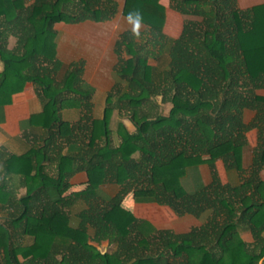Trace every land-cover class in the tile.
I'll list each match as a JSON object with an SVG mask.
<instances>
[{"label":"trees","instance_id":"obj_1","mask_svg":"<svg viewBox=\"0 0 264 264\" xmlns=\"http://www.w3.org/2000/svg\"><path fill=\"white\" fill-rule=\"evenodd\" d=\"M169 7L185 17L177 37L163 32L160 0L124 1L122 14L146 28L119 33L118 81L102 114L94 115L82 63L57 57L53 25L111 20L117 2L0 0V122L4 106L27 83L42 107L20 124L29 147L0 157L4 176L25 188L13 199L0 182V264H264V119H244L246 110L264 115L258 92L264 4L239 9L236 0H169ZM158 96L171 104L167 114L159 111ZM70 97L81 109L73 123L60 116ZM251 128L257 146L245 168ZM225 144L230 149L220 156L227 171L239 174L236 184L221 182L211 155ZM48 164L55 165L53 174ZM203 164L208 183L198 172ZM79 171L90 175V186L61 197ZM128 195L192 215L201 225L183 233L157 229L122 207ZM242 232L252 241L238 239ZM102 240L109 251L91 243Z\"/></svg>","mask_w":264,"mask_h":264},{"label":"crops","instance_id":"obj_2","mask_svg":"<svg viewBox=\"0 0 264 264\" xmlns=\"http://www.w3.org/2000/svg\"><path fill=\"white\" fill-rule=\"evenodd\" d=\"M115 1L118 4V12L111 20L103 22L86 20L78 23L57 22L53 25V28L56 30L57 57L64 64L81 62L83 68L82 78L93 88V98L96 99V94L100 93L99 97H97L98 99H94L95 101L93 102L92 110L94 115L102 114L106 95L112 91L115 83L118 81V77L114 71V66L117 61V55L114 52V45L119 33L126 29L133 32H141L146 28L143 24L139 22L137 23V21L127 18L122 14L125 0ZM165 1L167 5L164 4ZM160 2L165 7V28L167 27L170 36L177 37L181 30L179 33H175L178 25L174 19L178 16L181 17L182 15L169 7V0H160ZM236 4L239 9H247L264 4V0H236ZM172 16L174 17L173 20L171 19ZM114 21L117 24L116 27L112 28L107 25ZM105 24L108 27H105ZM110 80L112 82L111 86L104 87L103 85L108 84ZM41 109V103L34 92L32 84H25L20 92L13 94L9 104L4 106V119L0 122V147H6L7 143H9V154L23 153L30 144H27L28 141L23 137L20 124L28 119L31 114L40 112ZM247 112L252 111L246 110L244 112V117ZM60 113H70L71 115L77 116L81 114V109L74 99L70 97L67 105L61 107ZM112 115L116 116L117 110H114ZM125 125L127 126L126 123ZM127 128L129 129L128 126ZM1 160L2 159H0V161ZM47 166H49V164L45 166V169ZM215 166L218 171V161H215ZM263 170L264 167L262 171ZM198 172L204 183L210 181V170L207 165H200ZM228 175L229 177L231 176L229 183L236 184L239 182V174L235 171L230 170ZM235 177L237 181L235 180ZM9 180H12L10 186H14V189H22V194L25 193V188L20 185L18 178L9 176ZM90 183V175L87 172H76L68 179L66 187L61 193V197H67L78 190H85L90 186ZM102 188L110 194L115 190V187L111 185H102ZM121 205L129 210L136 218L147 220L157 229H171L177 233H183L187 232L192 227L201 225L200 220H196L193 221V225L189 229L184 228L182 230L177 228L172 225V223L174 224V221H176V224L179 222L178 224L181 225L182 222L179 221L180 217L191 218L192 216L188 214L178 216L170 207L154 202H135L132 195L125 197ZM91 243L96 245L100 251L101 249L99 246L104 243L110 249L107 240H102L99 243Z\"/></svg>","mask_w":264,"mask_h":264},{"label":"rangeland","instance_id":"obj_3","mask_svg":"<svg viewBox=\"0 0 264 264\" xmlns=\"http://www.w3.org/2000/svg\"><path fill=\"white\" fill-rule=\"evenodd\" d=\"M164 4L167 5L166 1H165ZM184 18H185L184 16H183V18H182V16L181 17L178 16L175 19H174L173 16L171 17V19L172 20L174 19L175 22L178 25L177 26V31L175 33H179L180 30L182 29L181 27H182L183 19ZM107 25L110 26V27H112V28L117 26V24H116L115 21L114 22H111V23H108ZM107 25L105 27H108ZM163 32L166 35H169V32L167 31V27L165 28V25L163 27ZM13 43H14V39L12 37L9 38V46L10 47L13 45ZM151 63H154V62L151 61ZM117 65H118V57H117V61H116V64H115L114 67L116 68ZM111 84H112V82L110 80V82L108 84H104L103 86L104 87H107V86H111ZM258 92L263 94L264 93V89H261ZM99 94L100 93L96 94L97 95L96 96V99L93 98V96H92V98H91L92 103L95 100L98 99L97 97H99ZM156 101L159 103V107H160L159 108V111L162 114H167L168 111H169V109H170L171 104L169 102H162L161 97H159V96L156 97ZM119 108L125 109L126 107H124L123 105H119ZM80 115L75 116V115H71L70 113H67V114L60 113L61 120L62 121H66L68 123H73L76 119H78V117H80ZM244 119H245V122L248 123V122H250L252 120H255V121H258V120H261V119L263 120L264 119V115H263V113L261 114L259 112L252 111V112H247L246 115H245V117H244ZM116 120H117V117L114 115L112 117L111 127H113V128L115 127ZM124 122L127 124V126L129 127V129L131 131L134 130V126L132 125V123L129 120H124ZM257 135H258V131H257L256 128H251V129H249V130H247L245 132V137H246L247 142L249 144L248 147L244 150V161L243 162H244L245 168H247L248 165L253 161V149L257 146ZM26 140L28 141L27 144H31L32 143L28 139H26ZM229 149H230V144H225L224 146H221V147H218L217 149H214L212 151V154H211V155H213V157H215V161H218V167H219V169H218L217 173H218V176H219L221 182H223V183H225L227 181L230 182L229 180L231 179L230 178L231 176L229 177V175H228V172L229 171L226 170L225 165H224V162H223V160H222V158H221L220 155L224 154ZM8 154H9V143H7V146L6 147L5 146L4 147H0V157H4V156H6ZM54 166L55 165H53V164L47 166L46 167L47 172L50 173V174H53L54 173ZM209 177H210V175H209ZM260 177H261L262 181L264 182V170L263 171L261 170ZM232 178H233V176H232ZM235 180L237 181L236 177H235ZM2 181L5 183V185L7 186L8 190L9 191H12V193H13L12 194V197H14L13 199H15V197L17 198L20 194L23 193V190L22 189H20V190L17 189V188L14 189V186H10V184H12L11 183L12 180H9V176H7V177L4 176V173L0 170V182H2ZM239 181H240V176H239ZM98 185H100V184H95V186H98ZM78 191H82V190H78ZM78 191H76V192H78ZM71 195H69V196H71ZM69 196H67V197H69ZM196 220L199 221V219L195 218L194 216H192L191 218L180 217L179 218V221L182 222V224L179 225L178 224L179 222L176 224V221H174V224L172 223V225L173 226H176L177 228H180L182 230L184 228L185 229H189L193 225V221H196ZM238 239H240L243 242H250V241H252V236H251L250 233H247V232H245V233H239L238 234ZM99 247H100V249H101L102 252L109 251V248H108V246H106L105 243L104 244H101ZM1 257H2V255H1V252H0V259H1Z\"/></svg>","mask_w":264,"mask_h":264},{"label":"clouds","instance_id":"obj_4","mask_svg":"<svg viewBox=\"0 0 264 264\" xmlns=\"http://www.w3.org/2000/svg\"><path fill=\"white\" fill-rule=\"evenodd\" d=\"M131 15V14H130ZM137 23H138V19H137Z\"/></svg>","mask_w":264,"mask_h":264}]
</instances>
